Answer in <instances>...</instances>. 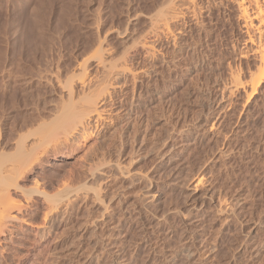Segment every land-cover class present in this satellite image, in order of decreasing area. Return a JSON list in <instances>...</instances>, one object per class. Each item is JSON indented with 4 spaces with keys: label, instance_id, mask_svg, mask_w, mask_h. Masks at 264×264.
Wrapping results in <instances>:
<instances>
[{
    "label": "rangeland",
    "instance_id": "1",
    "mask_svg": "<svg viewBox=\"0 0 264 264\" xmlns=\"http://www.w3.org/2000/svg\"><path fill=\"white\" fill-rule=\"evenodd\" d=\"M167 1L0 0V152L21 134L44 152L28 193L16 189L28 206L2 238L4 264H264L254 44L232 0H198L203 11L170 23L174 40L155 39ZM145 38L153 57L136 47ZM99 44L135 74L112 89L117 111L94 136L59 143L64 82ZM98 74L90 64L85 77Z\"/></svg>",
    "mask_w": 264,
    "mask_h": 264
},
{
    "label": "bare ground",
    "instance_id": "2",
    "mask_svg": "<svg viewBox=\"0 0 264 264\" xmlns=\"http://www.w3.org/2000/svg\"><path fill=\"white\" fill-rule=\"evenodd\" d=\"M232 1H234L237 6L240 17L239 19L243 21L244 28H246L245 30L249 33L248 41L250 40V42L254 44L251 52L255 60L254 65H256V69L254 70L257 72H254L255 76L251 73L252 77H255L254 79L251 77L252 81L254 80L253 82L251 81L253 83H251V87L253 85V90L256 89L262 81H264V0ZM200 3L201 2L198 0H169L168 4L161 12L160 10L162 8L158 11L159 13H155L156 15H154L151 19L149 18L150 28L148 29V33L155 39L160 38L162 35H166L168 38H172V40H174L175 38L172 34L173 32H171L170 23L172 21L174 22V20L176 21L185 13L184 10H182L183 8L191 10L194 14L197 13L203 7L199 6L201 5ZM198 8L200 9L197 11ZM146 38L139 41V44L136 47L144 50L143 52H145L148 56L153 57L156 53L155 44H153L152 41H148L149 38ZM100 44L102 45V43ZM100 44L95 48L92 56H87L77 63L75 75L78 78L75 79V82L73 79L75 78V75L71 77L70 80L68 79L67 82H64L65 84L63 87L66 88L64 89V94L62 95L63 98L61 97L62 101L60 100L61 104L57 105V107L55 106L56 114L54 115L56 118V125L52 131H50L51 135H54L53 139L55 137V140L59 143L69 140L72 141L74 137L89 139L94 136L93 134L95 133V129H93V127H96L94 126V122L103 118H109L117 109V106H115V103H113L114 101L111 98L112 89L120 86L119 81L121 79H126L127 76L133 75L135 72L132 70L130 65L128 66V54L123 57L124 60H118L119 62H117L116 59L115 61L111 58L110 50ZM244 55H246V52ZM90 64L99 73L97 76L95 75V77H85ZM239 73H233V75L238 76ZM237 76L233 78V82L235 80L234 83H236L234 87L236 88L243 82L240 80V76V79L237 78ZM241 85H243V83ZM97 123L95 125H97ZM34 132L33 134L35 136L36 132ZM21 135L22 137L18 138V142L15 141V144L18 143V145L14 146L18 151L15 148L12 152L10 151V155L4 154L2 149V153L0 152V264H4V262L8 260L6 256H4L5 250L3 249L4 245L1 243L2 238L5 239L8 233H13V228H16L21 224L18 222L20 220V215L17 214L22 213L28 206L27 200H25L26 203H23L22 200L17 197L19 191L17 192L16 189L24 192L25 194L28 193L27 188L22 185L21 181L27 179L28 173L33 168V163L39 159L36 153H44L43 151H34L36 150L34 149L36 143L39 144V140L36 142L35 139L34 141L27 143V136H23L24 134ZM38 146L36 147L38 148ZM40 153L39 155H41ZM41 192L43 193V191ZM41 192L39 193L41 194ZM43 194L46 196L48 195L47 193ZM13 211H16V213ZM20 257L17 258V263H15L27 264V257ZM12 263L9 262V264Z\"/></svg>",
    "mask_w": 264,
    "mask_h": 264
}]
</instances>
